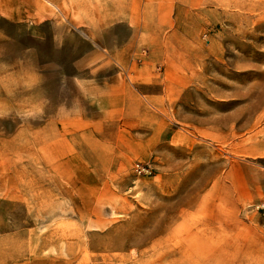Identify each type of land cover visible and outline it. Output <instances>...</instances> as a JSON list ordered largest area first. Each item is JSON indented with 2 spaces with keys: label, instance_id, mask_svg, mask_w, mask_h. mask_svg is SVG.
<instances>
[{
  "label": "rangeland",
  "instance_id": "obj_1",
  "mask_svg": "<svg viewBox=\"0 0 264 264\" xmlns=\"http://www.w3.org/2000/svg\"><path fill=\"white\" fill-rule=\"evenodd\" d=\"M55 2L0 0V264H264V0H204L171 68ZM149 85L189 92L161 162L94 101Z\"/></svg>",
  "mask_w": 264,
  "mask_h": 264
},
{
  "label": "crops",
  "instance_id": "obj_2",
  "mask_svg": "<svg viewBox=\"0 0 264 264\" xmlns=\"http://www.w3.org/2000/svg\"><path fill=\"white\" fill-rule=\"evenodd\" d=\"M58 16H65L74 27L85 25L87 32H139L141 45L149 51L148 65L173 66L188 62L197 50L196 34L204 25V0H54ZM65 14V15H64ZM212 15L211 12H209ZM80 19V20H78ZM200 21V22H198ZM76 31V29H75ZM154 74H143L144 80ZM166 80L187 81L190 76L169 72ZM173 86V84H172ZM96 107L125 108L135 132L136 155H154L164 161L162 148H172L175 124L182 123L179 109L189 92L182 88H154L151 85L133 90L94 94ZM175 112V113H174ZM124 113V114H125Z\"/></svg>",
  "mask_w": 264,
  "mask_h": 264
},
{
  "label": "built area",
  "instance_id": "obj_3",
  "mask_svg": "<svg viewBox=\"0 0 264 264\" xmlns=\"http://www.w3.org/2000/svg\"><path fill=\"white\" fill-rule=\"evenodd\" d=\"M151 173V167L149 165H137L135 168V174L136 175H142V174H147Z\"/></svg>",
  "mask_w": 264,
  "mask_h": 264
},
{
  "label": "clouds",
  "instance_id": "obj_4",
  "mask_svg": "<svg viewBox=\"0 0 264 264\" xmlns=\"http://www.w3.org/2000/svg\"><path fill=\"white\" fill-rule=\"evenodd\" d=\"M28 116H31V113L27 114Z\"/></svg>",
  "mask_w": 264,
  "mask_h": 264
}]
</instances>
